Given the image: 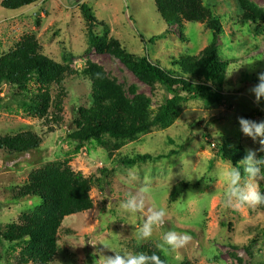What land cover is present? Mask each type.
<instances>
[{
	"label": "rangeland",
	"instance_id": "374dc122",
	"mask_svg": "<svg viewBox=\"0 0 264 264\" xmlns=\"http://www.w3.org/2000/svg\"><path fill=\"white\" fill-rule=\"evenodd\" d=\"M0 0V56L13 49L24 37L35 36L42 53L62 62L72 55L75 72L64 82L66 98L61 120L47 123L26 115L22 103L13 99L17 88H0V135L32 131L43 139L39 150L21 156L0 153V252L1 264H16L21 244L8 243L1 231L19 223L41 204L38 198L17 200L16 193L31 172L48 164L68 162L75 172L92 180L91 211L67 217L59 233V251L52 264H103L104 256H114L107 246L137 253L145 246L156 247L164 234L174 230L188 234L189 243L177 250H162L168 264H264V212L257 206L234 209L226 204L223 173L233 164L217 154V145L227 142L242 146L246 154L261 152L259 140L246 137L239 118L264 121V101L256 102L250 89L264 72V19L247 20L239 0H204L213 17L221 23L220 57L230 63L223 85L209 84L210 99H192L181 93L169 122L159 125L135 142H127L111 156L95 142L78 146L69 139L77 130L75 120L81 107L91 104V82L82 74L88 62L100 65L109 78L128 96L136 87L152 101L156 114L173 99L167 89L152 90L139 81L115 56L92 51L87 54L88 25L82 14L87 3L98 25L100 38L116 39L130 54L148 56L164 68L175 70L172 62L181 56H197L212 41L214 33L206 25L187 23L181 36L177 27L169 29L159 15L155 0H42L18 11H9ZM264 13V0H246ZM58 88L53 89V95ZM221 94L222 102H214ZM171 152L175 154L168 155ZM138 155L153 159L126 165ZM132 173V177L129 173ZM181 182L188 190L176 202L172 189ZM259 187L262 180H252ZM147 189L142 193L141 189ZM130 194L143 195L142 213L126 214L121 202ZM164 207L165 223L153 236L140 239L137 229L148 209ZM107 245V246H105ZM161 250V249H160ZM91 261V262H90Z\"/></svg>",
	"mask_w": 264,
	"mask_h": 264
},
{
	"label": "trees",
	"instance_id": "16d2710c",
	"mask_svg": "<svg viewBox=\"0 0 264 264\" xmlns=\"http://www.w3.org/2000/svg\"><path fill=\"white\" fill-rule=\"evenodd\" d=\"M42 0H3L1 6L9 11H18L30 7ZM245 11V18L257 22L264 13L247 5L246 0H239ZM156 9L171 29L177 27L181 36L187 23L206 25L214 33L211 43L197 56L184 55L172 62L175 70L164 68L148 56H134L128 53L116 39L100 38L95 33L97 21L87 3L82 5V14L88 25V48L99 54L115 56L132 74L152 90L161 85L174 97L162 106L155 115L151 99L131 87V96L115 81L111 80L104 69L93 62H88L82 73L91 82V104L81 107L75 120L77 130L69 139L82 146L95 142L112 156L127 142H135L141 136L151 132L159 125L170 121L171 110L181 93H187L192 99L206 100L209 84L215 88L223 85L224 73L230 63L219 54V36L223 33L221 23L213 17L204 4V0H155ZM72 55H65L62 62L42 53L35 36L24 37L13 49L0 56V88L9 84L17 88L13 99L22 103L28 117L58 122L63 112L66 98L64 82L68 75L75 72L71 68ZM58 88L53 95V89ZM214 102H222L221 94ZM43 139L32 131L15 135H0V153L8 156H21L39 150ZM217 154L234 166L247 154L242 146L233 147L224 142L217 145ZM175 154L171 152L170 155ZM264 157L261 152L258 158ZM153 159L150 155H138L126 160V165H135ZM92 180L81 172H75L68 162L52 163L37 169L21 186L16 199L38 198L40 206L30 214L23 215L19 223L7 225L1 231V237L8 243L21 244L16 264H52L59 251V233L67 217L91 211L94 202L91 198ZM189 188V183L181 182L170 194V201L176 202ZM259 189L264 191V180ZM264 212V205H259ZM140 252L148 255L156 253L163 264L168 260L162 250L145 246ZM2 256L0 252V264ZM91 262V261H90ZM239 264L243 263L238 259ZM182 264H193L185 262Z\"/></svg>",
	"mask_w": 264,
	"mask_h": 264
},
{
	"label": "clouds",
	"instance_id": "9594fccd",
	"mask_svg": "<svg viewBox=\"0 0 264 264\" xmlns=\"http://www.w3.org/2000/svg\"><path fill=\"white\" fill-rule=\"evenodd\" d=\"M250 92L255 96L257 103L264 101V72L259 73L258 83L250 89ZM239 124L241 132L254 141L259 140L260 151H264V121L258 122L240 117ZM129 176L132 177L131 172ZM222 178L226 184L224 197L228 206L239 209L244 206L264 205V191H261L257 184L250 182L257 179L264 180V157L257 158L256 151L250 150L241 161L225 171ZM141 192L146 193L147 189H141ZM121 208L129 215L142 213L145 209L144 196L130 194L126 200L121 202ZM148 212L150 214L137 229L140 239L151 238L154 229L165 223L167 211L164 207L150 208ZM190 240L191 237L188 234H179L170 230L164 234L159 248L174 251L185 247ZM107 247L114 251L115 255L104 256L103 264H163L156 253L148 255L145 252H124L121 254L120 251Z\"/></svg>",
	"mask_w": 264,
	"mask_h": 264
}]
</instances>
